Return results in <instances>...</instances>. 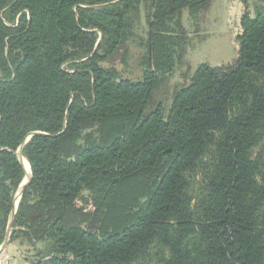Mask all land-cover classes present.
I'll return each instance as SVG.
<instances>
[{"label":"trees","instance_id":"16d2710c","mask_svg":"<svg viewBox=\"0 0 264 264\" xmlns=\"http://www.w3.org/2000/svg\"><path fill=\"white\" fill-rule=\"evenodd\" d=\"M208 1H151L133 83L99 63L135 0H0V246L8 236L32 264L148 249L159 264H264V9L241 19L232 66L202 64L167 110L154 102L174 67L161 24Z\"/></svg>","mask_w":264,"mask_h":264},{"label":"rangeland","instance_id":"374dc122","mask_svg":"<svg viewBox=\"0 0 264 264\" xmlns=\"http://www.w3.org/2000/svg\"><path fill=\"white\" fill-rule=\"evenodd\" d=\"M151 1L135 0L125 14L123 41L112 57L99 63L103 70L112 72L117 81L139 82L149 67ZM263 9L264 0H209L183 9L164 21L161 28L167 30L175 42L172 48L174 67L160 79L153 94L154 102L161 101L167 110L173 94L189 84L194 71L202 64L209 67L232 66L237 60L236 39L241 33V19L244 16L253 18ZM198 181L199 176L188 181L186 189L192 198L200 197L202 185ZM80 203L79 200V206ZM192 204L194 210L199 207L195 201ZM92 209L87 206V210ZM156 262L152 249H148L130 264H159Z\"/></svg>","mask_w":264,"mask_h":264},{"label":"crops","instance_id":"0c3cea01","mask_svg":"<svg viewBox=\"0 0 264 264\" xmlns=\"http://www.w3.org/2000/svg\"><path fill=\"white\" fill-rule=\"evenodd\" d=\"M0 264H32L25 259V250L15 244H7L0 253Z\"/></svg>","mask_w":264,"mask_h":264},{"label":"water","instance_id":"95a60500","mask_svg":"<svg viewBox=\"0 0 264 264\" xmlns=\"http://www.w3.org/2000/svg\"><path fill=\"white\" fill-rule=\"evenodd\" d=\"M17 156L22 161V156H21V154L19 152L17 153ZM28 178H29V171H27L26 177H25L24 181L22 182V184L20 185L19 192H18L17 199H16V203H15V207L13 209V212H12V215H11V218H10V224L8 226V233L10 232L11 221H12V218H13V216L15 214V211H16V208H17L19 199H20V195H21L22 188H23V186L26 183V181H27ZM7 242H8V236L6 237V239L3 242V244L0 246V253L2 252L4 246L7 244Z\"/></svg>","mask_w":264,"mask_h":264},{"label":"built area","instance_id":"2783aa9c","mask_svg":"<svg viewBox=\"0 0 264 264\" xmlns=\"http://www.w3.org/2000/svg\"><path fill=\"white\" fill-rule=\"evenodd\" d=\"M89 209V208H88Z\"/></svg>","mask_w":264,"mask_h":264}]
</instances>
